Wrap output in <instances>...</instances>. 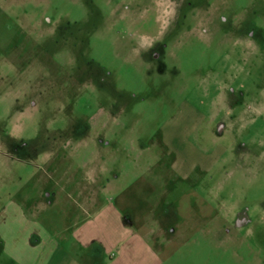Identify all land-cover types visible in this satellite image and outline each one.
<instances>
[{"label":"rangeland","instance_id":"374dc122","mask_svg":"<svg viewBox=\"0 0 264 264\" xmlns=\"http://www.w3.org/2000/svg\"><path fill=\"white\" fill-rule=\"evenodd\" d=\"M67 256L264 264V0H0V264Z\"/></svg>","mask_w":264,"mask_h":264},{"label":"crops","instance_id":"0c3cea01","mask_svg":"<svg viewBox=\"0 0 264 264\" xmlns=\"http://www.w3.org/2000/svg\"><path fill=\"white\" fill-rule=\"evenodd\" d=\"M92 223H93V221L92 222H88L87 225L81 226L80 228H78L77 230L74 231L73 238H74V240L76 241L77 244L86 245L88 240L91 239L92 237H95V238L99 237V231L95 227V225L98 222L95 223V221H94L93 225H91ZM116 228L117 229L114 231L115 233H117V231L119 230V227H118L117 223H116ZM92 229H93V231H92ZM125 239H127V238H125L124 236H123L122 239H119V240H115L114 239L113 244H116L119 241H124ZM72 253L75 254V255L81 254V253H77V252H72ZM77 260H78L77 257L73 258V257H68L67 256L66 258H64V264H77ZM139 263L140 264H145L146 263L145 257Z\"/></svg>","mask_w":264,"mask_h":264},{"label":"flooded vegetation","instance_id":"af4514ba","mask_svg":"<svg viewBox=\"0 0 264 264\" xmlns=\"http://www.w3.org/2000/svg\"><path fill=\"white\" fill-rule=\"evenodd\" d=\"M131 42H133V41H131ZM256 82L254 81L252 84H255ZM253 88H255L253 85H251V86H249V87H247L246 88V95H249V94H251V93H257V92H255L254 90H253ZM256 88H258V87H256ZM227 93V92H226ZM229 94H231V95H228V94H226V96L227 97H230V99H231V96L233 97V96H235L234 94L235 93H233L232 91L231 92H228ZM242 94V93H241ZM241 94H238L237 95V97H236V101H234V100H231L229 103L226 101L225 103H224V105H225V107L228 105V109H231L230 110V112H229V117H230V120L232 121V120H234V119H237V118H235V116H237L238 114H235V115H233L232 113H233V109L234 110H236L237 111V109H236V107H237V104L238 103H240L241 102V98L243 97ZM241 96V97H240ZM222 107V106H221ZM225 107H223L222 108V112L220 113V115H219V117L222 115V113H223V111L224 110H226L225 109ZM224 109V110H223ZM239 110H241L240 112L242 113L243 112V109H239ZM235 113H237V112H235ZM259 115V114H258ZM219 117H218V119H219ZM257 117H260V116H257ZM257 117H255V118H257ZM254 118V119H255ZM262 118V117H261ZM253 119V120H254ZM253 120L251 121V122H253ZM250 123V122H249ZM223 125V124H222ZM219 131V130H218ZM235 220H236V218H235ZM237 227H240V226H243V225H245V226H247V222H245V223H243V222H241V220L240 219H237Z\"/></svg>","mask_w":264,"mask_h":264}]
</instances>
